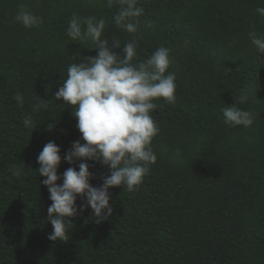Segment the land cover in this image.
Listing matches in <instances>:
<instances>
[{
  "label": "trees",
  "instance_id": "obj_1",
  "mask_svg": "<svg viewBox=\"0 0 264 264\" xmlns=\"http://www.w3.org/2000/svg\"><path fill=\"white\" fill-rule=\"evenodd\" d=\"M21 4L42 18L39 27L15 21ZM138 6L144 11L133 34L117 28L120 6L109 8L107 0H0V264H264V62L248 37L264 34L256 12L264 0H138ZM74 14L104 19L101 39L119 58L135 40L133 64L169 49L176 99L154 101L157 160L143 182L131 192L110 188L112 216L97 224L89 207L70 218L67 240L53 242L50 193L37 172L43 147L51 141L60 148L58 184L81 162L93 187L110 174L93 160H64L74 142H85L73 107L55 93L71 64L98 55L91 38L67 35ZM114 40L120 49L111 47ZM242 91L248 99L238 106L254 124L229 127L221 109L236 105ZM17 93L22 105L13 99ZM39 103L47 107L35 111ZM26 116L32 128L24 127ZM84 203L78 196L77 208Z\"/></svg>",
  "mask_w": 264,
  "mask_h": 264
},
{
  "label": "clouds",
  "instance_id": "obj_2",
  "mask_svg": "<svg viewBox=\"0 0 264 264\" xmlns=\"http://www.w3.org/2000/svg\"><path fill=\"white\" fill-rule=\"evenodd\" d=\"M114 4L120 6L113 18L117 28L136 33L138 18L144 11L138 6V0H107L109 8ZM256 12L264 17V8H257ZM14 19L28 29L43 23L42 18L22 4ZM105 27L104 19L97 21L94 16L73 15L67 35L72 40L91 38L98 55L68 67L67 78L55 93V99L73 107L76 127L85 142H74L64 160L69 164L93 160L107 166L110 174L102 177L101 186L93 187L90 184L93 176L89 165L81 162L79 171L74 167L68 168L63 173L62 184H58L57 181L61 179L57 174L61 163L60 148L51 141L43 147L37 157V172L40 177H45L40 183L50 193L52 203L48 207V221L53 232L48 239L53 242L67 240V229L73 224L70 218L89 207L97 224L112 216L110 188L123 186L131 192L143 182L149 165L157 160L151 147L153 138L159 132L150 115L158 107L154 101L162 99L174 104L176 99V76L169 71V49L161 46L145 61L133 64L136 41L127 42L122 49L123 58H119L120 54L110 50L108 41L101 39ZM248 37L259 53L258 59L264 62L261 60L264 57V34L251 31ZM111 47L120 49L119 41L114 40ZM234 98L236 105L221 109L224 124L229 127H251L254 124L253 114L238 106L247 102V94L242 91ZM13 99L19 105L23 104L20 93ZM46 107L47 104L39 103L34 105V110ZM33 123L31 116L23 120L25 128H32ZM52 127L53 124H49L50 130ZM174 162L182 163V160ZM13 174L19 176L20 169H15ZM78 196L85 198V203L79 209L76 206Z\"/></svg>",
  "mask_w": 264,
  "mask_h": 264
}]
</instances>
